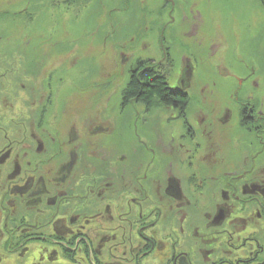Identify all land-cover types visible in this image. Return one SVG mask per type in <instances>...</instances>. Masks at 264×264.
I'll list each match as a JSON object with an SVG mask.
<instances>
[{"label": "rangeland", "instance_id": "1", "mask_svg": "<svg viewBox=\"0 0 264 264\" xmlns=\"http://www.w3.org/2000/svg\"><path fill=\"white\" fill-rule=\"evenodd\" d=\"M42 1L53 2V0ZM145 1L147 2V0ZM165 1L163 7H152L149 3H137V10L134 11L132 15H128L132 13L130 11V5L132 7V3L129 5L123 2V0H104V5H108L106 7L107 11L104 10L106 13L91 19L94 28L100 23L99 17H104L105 22L98 28V31L93 29L92 33L85 35L86 41H88L85 45V51L91 44L89 41V39H91L93 40V44H99L103 52L106 53L101 55L99 53L92 59L93 64L99 67L97 71L94 68L86 67L87 69L84 68V74H89V78L92 75H96V79L98 76H101V78L103 77L106 81H95L94 79L90 78L89 80L88 78L87 88L96 92V95L92 101L93 104L87 108L88 110L85 111V114H81V118H83L84 115L87 117L92 115L97 116L99 114L100 116L106 115L104 119L105 123L108 121L107 126L115 127L116 129H110L111 134H107L106 132L101 133L100 136L104 138V143L96 136L98 133L94 135H91L89 132L87 133L90 135L87 139L90 140L94 146V150L92 151L93 155H90L89 158H87L84 153H79L81 148L76 150L79 154L73 153L65 157L66 151L63 150L64 154L54 156V160L65 158L68 161L69 159V163L73 157H76V161H80V163H74L69 169L64 171V174H70V171L72 174L68 180H62L63 184H68L67 190L73 192V200L67 202V204L61 205L64 206V208L61 211L63 213H60L58 209L60 205L58 200L53 206L56 209L50 208L53 203L49 204L46 202L47 199H50V195L47 194L44 199V205L45 208H48L50 211L45 213V209L40 212L38 211L41 209L40 207L37 210L32 209V211L38 214H43L41 217L40 215L33 214L34 219L32 221L40 220L49 222L54 219L53 225L59 222V220H64V222L70 224L65 215L69 213L74 215L76 212L82 213L83 218L91 217L93 219L95 216H101L100 211L107 208L106 204L97 205L99 201L96 203L94 201L91 206L86 202L87 198L83 196L84 193H80L81 186L84 184V182H82L83 180L79 183V181L76 182V179L75 182L69 183L71 178L75 177V171L78 170V167L82 165L84 161H87L85 165L86 168L90 172L95 171L97 174L94 176L98 178H104L109 173L113 176L110 179L111 181L114 177H122L120 182H116L117 186H109L107 190L106 196L113 198V203L117 198L115 192L126 194L127 198L135 193L134 198H136L138 204L132 202L133 205H130V202H127L126 204L128 205L125 206L127 209L126 211H120V209L118 211V208L115 209L114 206L115 222L109 224V231L111 228H114L110 233H115L117 235L116 242L111 239L112 242L115 244L118 243V245L121 243L122 239L126 242L125 247L119 246L118 250H113L112 253H110L113 254L114 259L120 260L122 264H134L132 262L133 258L136 259V264H149L152 259L159 260L173 254L180 256L181 252L184 250L189 251V255L192 259L201 263L208 262V259H215L218 262L228 263L229 261H236L237 264H245L246 259L252 260L254 257V262L258 264L259 261L264 259V252L258 256L257 254L252 255L250 253L251 248L249 239L253 240L255 238L256 241L253 240L252 243L261 245L262 250H264V208L261 207L263 206L264 200L261 198L260 194L259 198L255 199V202L248 206L247 203L240 199L250 197L252 194H246L251 193L253 190L255 191V187L263 186L258 184L257 181L264 176V141L260 142L258 137V134L262 132L261 129L264 131V120L262 123L259 117L253 118L247 115L248 118H242L243 120L239 119L234 122L232 120V124H228L226 122V115L230 111L228 104L231 103L230 101H232V99L234 101L237 98L235 97V90L239 87V82L236 77L246 78L243 83L244 87L238 93V98L242 97L245 99L242 100V103H238L239 106H235L237 107L236 109H240L239 113H241L242 104L245 102L253 104V109L251 110L253 113L257 114L264 109V94H259L260 98L257 95L252 98V95L264 89V20L254 18L251 13V11L256 12L255 9L259 12L260 8H264L261 7L260 0H198V3H195L193 8L199 18L202 16L207 19V26L203 28L201 25L193 22V16H191L192 18L189 20L187 18L188 15H186L187 10L191 8L190 4L196 0H175V6L172 8H169V6H172L171 3L174 1ZM58 2L59 7L56 8L60 11L61 9L59 8L60 5L63 4V0H59ZM97 2V0H77L76 3V0H68L70 8L67 9V13H75V8H82L83 11L91 9V13H93V9ZM26 3L30 8L26 7ZM38 3L35 0H31V3L24 2L20 5H16L15 8H17V10L15 14L12 12L10 0H0V52H3V55H0V100L7 99L8 90H10L11 87L7 81L8 79L14 78L19 81V90L23 95L24 89L22 85L25 81H29L27 79H31L32 82L30 83H32V88H36L38 83L42 84L44 89H46L48 99L51 97L52 100L45 105L47 108L46 116L45 120L41 121V125L50 131V128L56 129L54 126L55 124H62L63 126L66 121L63 119L61 123L55 122L58 116L53 112V100L55 98L56 89L59 88L57 85L59 82H55L53 78V70L56 68L54 63H57L54 61L60 62L61 59L68 60L72 56L74 59L76 58L75 56L78 51L74 44L78 40V35L75 33L72 38L71 44L73 47L66 48L62 46L60 48L61 50H58L60 52V57L57 60H53V64L50 68L48 67L51 62L50 60H45V58L36 60L37 52L42 51V49L49 48V50H55L50 46H52L54 39H58L60 35L58 33L63 30V24H51L53 17L48 15H46L43 21L40 20V25H32L34 21L31 19L32 15L30 12H32V9L38 8ZM88 5H90V7H87ZM146 9L149 13L139 18L138 16L146 13ZM7 10H9V12H7ZM125 14L127 15L124 16ZM26 19L30 21H26ZM247 19L253 22V25H250L251 27H247ZM155 21H157V23H155ZM224 21L228 24L230 30L224 26ZM256 22H260L261 26H257ZM165 23H169V26L173 25V27H167L168 30L165 32L162 30L163 28L156 32L155 28ZM9 24L12 27H10V29L8 28L9 30H4L3 28L8 27ZM191 25L197 30L190 35L185 33V36H183L180 32L185 30V28L186 31L189 32ZM39 26L41 28H49L47 36L39 38L36 41L33 39L30 42L27 41L28 37L20 39L24 43L20 48L23 49L24 47L25 51L35 55L34 59L26 64V62L21 59V54L25 51L21 52L19 48H11L9 46L11 40L9 39L8 41L7 36L9 35L11 38L12 34L21 31L30 34L37 30ZM210 26L211 29L214 30V33L231 32V34H238L239 37H234L232 39L226 37L224 34V36L215 41L224 43L223 47H234L235 42L238 40H244L245 42L253 44L251 48L243 51V55H245L246 58L243 59L240 53L237 58L233 57L235 59L231 57L226 59L227 61L224 66L229 67L232 76L228 74L229 78L224 87L218 85L220 82L218 78H213L206 74L201 77L198 71V80H194L191 87L188 86L187 82L183 81V85L177 84L180 85L179 90H172L174 94L179 93L186 98L184 104L167 103L166 101H162L157 95L154 96L152 103L136 100L137 102L132 101L126 102L125 104L123 101V91L130 83L132 75L134 74L133 71L138 66V62L135 61V59L149 54L153 55L156 57L157 61H162L161 67L165 69L168 67L170 69V78L167 84L168 86L174 85L178 74L182 72L181 65L183 66L184 61H188L189 57L192 58L195 54H199L197 49L201 44L200 42L205 43L207 41L208 37L206 34ZM143 27L146 29L145 32H149L145 33V36L149 37L154 35V38L157 40L155 46L159 48L157 52L159 56L154 55L156 52L153 51V46L149 43V40H146L142 45L135 42L137 34L136 28L140 29ZM69 28L71 29L70 26ZM173 28L178 30L177 35L184 41V44L179 47L176 45V38L172 35L169 36ZM127 32L132 33L130 36L131 40H125L121 43L117 42L119 41L117 38L119 36L118 34L122 35L121 40H124L123 36ZM54 33L57 34L55 35ZM60 36L62 37V35ZM105 37L106 40H104ZM253 37L259 38L260 43L257 41L254 44L255 39ZM141 40H143V38ZM128 42L132 44L127 45ZM133 44L136 45L134 48L141 49L142 47L143 51L136 53L135 50L138 49H129L128 46ZM125 48H127V54L122 57V49ZM209 49L212 50V47H209ZM217 49L223 50L222 47H218ZM165 50L169 55L167 60L164 59L166 58L164 53ZM251 52H253V54H250ZM205 53H207V48L205 49ZM248 54L251 56H248ZM185 55L188 57L183 58ZM19 56L21 58L18 60ZM120 60L122 61L120 62ZM152 63L155 62L152 61L151 64ZM208 63L210 65L213 63L215 66L221 62L210 60ZM21 67H25L22 73L17 70L18 68L21 69ZM31 67L34 69V72L37 73V76L33 75L34 73ZM50 70L52 71V78L49 75ZM54 72L56 73L55 70ZM58 74L61 75L60 70ZM234 74L237 76H233ZM47 76H49V78ZM252 77L256 79H252ZM183 79L185 78H182V80ZM205 79L207 80L202 82ZM252 80L260 83L258 85L259 88H257L258 86L252 85ZM63 83H61V85ZM203 83L209 84L206 94L200 90V86H202ZM200 93H202V96H200ZM207 97L212 100L210 104L205 102ZM247 97L249 98L246 99ZM238 98L236 100L241 102ZM70 101L73 103H70L68 106L69 108H74L73 110H76L75 108L81 105L75 95ZM25 106L26 110L28 105L25 104ZM130 109L141 113L138 117V122L146 121V123H149L151 120L155 123V129L157 131L166 130L168 133L172 130L175 132V136L180 139L176 140L173 138L172 140H167L166 137L168 135L164 133L160 135L155 142V145L157 141L159 144L156 145V148H158L161 153L159 156L160 158L172 164L179 163L181 166L180 169H175L171 164L170 170L173 172L172 174L170 173L169 176L165 174V180L159 181V178L163 177L161 174L163 171L161 166L153 162L152 157L155 155L150 147H142L140 145L137 147V145L132 142L124 143L123 138L121 140V131L118 130V127L120 128L122 124L127 122L125 113H129L128 110ZM25 110L13 109L12 111H16L18 113L16 115H22ZM71 111H69V114ZM23 116L24 117L19 120L20 127H13L8 130L0 127L1 156L5 154L1 153L4 149V143L10 141L9 135H15L14 138L21 141L26 139L25 137H23V139L20 137L18 132L19 129H17L21 128V122L27 125L26 118L28 119V116ZM2 119H4V121L8 120L5 116H3ZM91 124L95 126V129L97 128L96 123L92 122ZM260 124H263V126ZM178 126H180V129L183 131H175ZM212 126L219 127L220 130L223 128L224 135L221 136V133L218 132L212 133L217 136V143L212 147H203L204 144L211 143V139H209L208 142H206V139L209 137V131H211ZM232 126H236V132ZM242 128L244 131L249 130V134L245 135ZM134 132L135 131L129 135V139L134 137L138 138L137 133ZM148 133L151 134L150 132H143V136H140L138 139H143L144 135ZM87 134L81 133L82 136L85 135L84 137H86ZM33 136L36 140L38 139V141L39 139H42V141L46 139L48 144H52V139L46 134H40L38 132L37 135L33 133ZM28 137H30L29 133ZM14 138L11 140H14ZM224 138L225 142H221ZM67 139H62L61 141L66 143ZM159 139H162L161 143ZM235 144H238V148H235ZM76 145H80V143ZM101 151L102 154L100 153ZM201 151L204 152L202 153ZM115 152L120 156V160L117 161V159H114L104 163L105 158H109L112 154H115ZM141 155H147L146 159L142 160ZM136 156H140L139 160ZM230 159H234L236 165H232V168L226 169V167L223 166H227ZM94 161L95 163H93ZM99 161L101 165H104V169L108 166L107 171L98 167L100 163L96 162ZM113 163H123L120 167L123 172L112 169ZM129 163L137 167L132 169L128 166ZM139 163H142L141 171H139L138 168L140 167ZM9 165L11 167H3V171L6 174L4 177L8 179L12 175L11 168L17 166L12 163ZM51 165L54 166V163H47V167ZM219 165H221L219 168L220 170L218 169ZM241 167H244V170H242ZM246 170H249L248 175L243 177L239 176ZM101 171L104 172L101 173ZM98 173H101V175H98ZM193 173L201 175V182L194 181L190 183L186 181L189 175ZM107 181L106 179L104 180V182ZM135 181H138L139 184H142L145 188H137L134 185ZM241 181L247 182L248 184L254 183V186L243 187L240 184L243 183ZM152 182H154V185H152ZM6 183H8V181ZM136 192H138L139 196H137ZM255 192L258 191L256 190ZM238 196L239 198L236 200L235 198ZM41 197L42 196H40V198ZM138 197H141V199L139 198L138 200ZM246 204L248 208L250 207L247 210H253V208L261 210H258V214L255 216L256 222L251 223L246 221L243 219L245 216L240 214L243 212V208H245ZM111 212L113 216L114 212ZM227 214H229L230 217L221 225L219 220ZM90 224L97 228L95 221H91ZM79 226H76L77 230L82 231ZM105 228L107 230V225ZM222 228H224L223 232L221 231ZM58 229H62V232L69 235V231H66V228L63 226H59ZM87 231L89 230H86V233ZM104 231L105 230H101L99 233ZM96 237L98 236L96 235ZM73 240L75 239L71 238V241ZM71 241H68L70 243L65 246L67 251L64 255L66 257L68 256V252H72V248H74L76 244L74 241V244H72ZM48 243L54 244L50 241H48ZM81 244L82 243H78L80 246ZM84 247L85 246H82V248ZM92 248L97 251L96 253H98L102 260L104 257L109 258L108 254L111 250L109 246L107 250L100 244L92 246ZM63 250L65 251L64 247ZM254 250L256 251V249ZM85 252V249H82V251L78 253L73 252V254H77L78 257H83L85 256ZM126 253H128V255L125 257ZM64 255H62V261L68 260L64 258ZM69 260H72V258ZM94 260L97 264V258H94ZM78 262V264H93L90 257L84 262L79 259ZM69 263L77 264V261H69Z\"/></svg>", "mask_w": 264, "mask_h": 264}, {"label": "bare ground", "instance_id": "2", "mask_svg": "<svg viewBox=\"0 0 264 264\" xmlns=\"http://www.w3.org/2000/svg\"><path fill=\"white\" fill-rule=\"evenodd\" d=\"M35 1L37 3L39 2L38 5L40 6V9H39V6H38V8L37 7L34 8V10L31 8L32 9V12H30L32 15L31 19L34 21V22L32 21L33 22L32 25H35V26L40 25L41 24V23L39 24L40 20L43 21L45 19L46 15L53 17L51 24H58V23L63 24V30L58 33V34L62 35L63 38L59 35L58 39H54L52 46H50V47H53L55 50H53V49L49 50V48L42 49V51L37 52V54H36L37 59L36 60H40L41 58L42 59L45 58V60H51L50 64L48 65V67L50 68V66H52V64H53V60H57L60 57V52L58 50H61L60 48L62 46L66 47V48L67 47H73V45L71 44L72 38L74 37L75 33L78 35V40L74 44V45H76V50L78 51L77 55L75 56L76 58L74 59V57L72 56L68 60H62L61 59L60 62L54 61L57 63H56V68L54 69L56 71V73L53 70V78L55 79V82H59V84H57L59 86V88H57L56 92H55V98L53 100L54 101L53 102V106H54L53 112H55V115L58 116V119L55 121L56 123H61V121L63 119L66 121L64 122L63 126H62V124H59V125L55 124L54 126L56 127V129L50 128V131H48V129H46V127L44 128L46 131L45 133H47L49 138L52 139L51 140L52 144H48L49 147H47V149H49L48 153H45L41 149L42 145L38 146L35 151L29 150L32 148V146L35 148L37 146V142L35 140H33L32 138L28 137V133L30 132L29 127H28V125H26V123H23L21 121H20L22 124L21 128H17V129H19V131H18L19 134L22 137H25L27 140L24 139L21 141L19 139L14 138L15 135H9L10 141H8L7 143H4V152L5 153H11L14 156L16 154V152H18L17 155H20L22 157L21 159L18 160V163H25L27 165V167H29L27 159H29V157H31L29 159V160H31V166H34L33 167L34 169L35 168L41 169V168H44L43 165H44L46 160H48V161L52 160L54 157L52 158L51 156H56L58 153L64 154V151H66V155H68V154L70 155L73 153L78 154L76 152V150H78L80 148V145H76L78 143L83 144L82 146L84 148L88 147L89 148L88 150H90L92 143L90 140L87 139L88 136H90L87 134L88 132L91 135L98 133L96 136H98L99 139L102 140L101 142L104 143L105 140H104V138H102L100 136L101 133L106 132L107 134H111L110 131L115 130L116 128L115 127L113 128L111 126H107V123H104L103 117H106V115L100 116V114H99L97 116L92 115L90 117H87L86 115H84V117L81 118V114H85V111L88 110L87 108H89V106H91L93 104L92 101L96 95V92L87 88V85H88L87 80L89 78V74L88 75L84 74V71H85L84 68L87 69L86 67H91L97 71L99 69V67L97 65L93 64L92 59L99 53H100V55L103 53H106V52H103V50L101 49L99 44H97V43L93 44V40H91V39H89L91 44L89 45V47L85 51V45H86V42H88V41H86L85 35L92 33L93 29H96V31H98L99 30L98 28H100L104 24L103 22H105V18L99 17L100 23H98L97 27L95 26V28H94V25H93V22L91 21V19L93 17H96V16H102L104 13H106V12H104V10H106V7L108 5L107 6L104 5V3H103L104 0H97L98 2L96 3L95 8L93 9L94 10L93 13H91L92 12L91 9L83 11L82 8H75V10H74L75 13H67V9L70 8V5H69L70 3H68V0H63V4H61L60 8H59V9H61L60 11L57 10V8H56V7H59V5H58L59 0H53V2H47V1H42V0H40V1L35 0ZM170 1H174L171 3L172 6H169V8H172L175 6V0H170ZM24 2L31 3V0H10L12 12H14L16 14L17 8H15V6L20 5ZM123 2H125L129 5H130V3L133 4L132 7L130 5V11L132 13L128 14V15H132L133 12L136 11L138 8L137 3H139V4L149 3L150 6L152 5V7H160V6L163 7V5L166 1L165 0H147V2H146L145 0H123ZM195 3H198V0H196L190 4L191 8L189 10H187V14H186V15H188L187 18L189 20H191V18H192L191 16H193V18H192L193 22L201 25L204 28L207 26V23H206L207 19H205V17H202V16H200V18L197 16V13L195 12V10L193 8ZM176 5H177V3H176ZM260 5L262 8H264V2L261 3ZM26 7H28L27 3H26ZM43 7H45V8H43ZM87 7H90V5H88ZM186 7H187V5H186ZM28 8H30V7H28ZM255 8H258V7H255ZM255 11L256 12L251 11L253 17L264 20V9L260 8L259 12L257 9H255ZM7 12H9V10H7ZM80 12H81V14H80ZM147 13H149L148 10L146 11L145 14H142L141 16H138V17L139 18L144 17ZM126 15L127 14H125L124 16H126ZM90 16H92V17H90ZM170 17L172 18L171 15H170ZM26 21H30V20L26 19ZM246 21L248 23V24L246 23L247 27H251L250 25H253V22L250 21L249 19H247ZM155 23H157V21H155ZM21 24H23V23H21ZM256 25L261 26V23L256 22ZM69 26L71 27V29L69 28ZM224 26H226L228 28V30H230L228 24L225 21H224ZM10 27H12V26L9 24L8 27H6V28L4 27L3 29L9 30ZM167 27H173V25L169 26V23H165V24H162V25L156 27L155 30L157 32L163 28L162 30L165 32L166 30H168ZM18 29H19V26H18ZM136 30H137V34H136V38H135L136 41L135 42L142 45L143 43H145L146 40H149V43L153 46V49H154L153 51L156 52V53H154V55H157L159 48L155 46L157 44V40L154 38V35L149 36V37L145 36V33H149L148 31L145 32L146 31L145 27L140 28V29L136 28ZM48 32H49V28H41L39 26V28L37 30H35L34 32H32L30 34H27L26 32L21 31V32H16V33L12 34L11 38L8 35L7 38H8V41H9V39L11 40L9 43V46L11 48H16V49L19 48L22 52V51H25V49H24V47H23V49L20 48L22 45H24V43L20 39L28 37V40H27L28 42L32 41L33 39H35V41H36L39 38H43L44 36H47ZM180 33L183 36H185V33L189 34L186 31V28H185V30H182ZM205 33H206V29H205ZM54 34L56 35L57 33H54ZM126 34H128V35H126ZM126 34L123 36L124 40H121L122 35L118 34L119 36L117 38L119 41H117V42L121 43L122 41H125V40H131L130 36L132 33L127 32ZM177 34H178V30L173 28L171 30V34L169 36L172 35L173 37L176 38V40H177L176 45H177V47H179V46L184 44V41ZM224 34L226 37H230L231 39L234 37H239L238 34H236V33L231 34V32L214 33V30L211 29V26L209 27L208 33L206 34L208 37L207 41L205 43L200 42L201 47L199 46V48L197 49L199 54H195V56H193L192 58L189 57L188 61H186V63H184L183 66L181 65L182 72L179 73L177 76V78L179 77V82H180V80H182V78H185L182 81L187 82L188 86L191 87V84L194 82V80H198L197 77H198V71H199V75L201 77L206 74L207 76L210 75L213 78H215V77L218 78V80L220 81L218 85L224 87L225 83L228 81L229 75L232 76V73L230 72L229 67L224 66V64L227 61L226 59L227 58L229 59V57H231V58L236 57L237 58L240 53H241V57L244 59V58H246V56L243 55V51H246L247 49H249L253 46V44H251L249 42H245L244 40H242V41L238 40L235 42L234 47H230V46L223 47L224 43L215 42V41L217 39H219L220 37L224 36ZM189 35H186V36H189ZM89 36H91V35H89ZM142 38H143V40H141ZM253 38L255 39L254 44L257 41L260 43L259 38H257V37H253ZM104 40H106V37ZM129 44H132V43L128 42L127 45H129ZM135 46L136 45L133 44V45L128 46V48L129 49H138V48H134ZM217 46L222 47L223 50L217 49L218 48ZM209 47H212V50H210ZM263 47H264V40H263ZM206 48H207V53H205ZM122 50H123V52H122V57H123L127 54V51H126L127 48L122 49ZM135 51H136V53H139L143 50L141 47V49L139 48L138 50H135ZM1 54L3 55V52H0V55ZM250 54H253V52H251ZM250 54H248V56H251ZM21 55H22V58L19 56L18 60H19V58H21L23 61L26 62V64H28V62H31L35 57L34 54H31L27 51H25L24 53L22 52ZM157 56H159V55H157ZM219 56H222V57H219ZM187 57L188 56L185 55L183 58H187ZM153 58H156V57L149 54V55H145L143 57H140L139 59H135V61H137L140 66L145 67L147 65V67H151V66H153L151 64ZM233 59H235V58H233ZM210 60L220 61L221 63H218L215 66L213 63L210 65L208 63V61H210ZM121 61L122 60H120V62ZM187 66H188V68H187ZM24 68L25 67H21V69L18 68L17 70L20 73H22ZM152 69L154 71L158 72L161 70V66L153 67ZM31 70L34 73V74L33 73L32 74L37 76V73L34 72V69L32 67H31ZM59 70L61 72V75L58 74ZM49 73H50L49 74L50 77L52 78V71L50 70ZM228 73H230L228 75V77L225 76ZM257 74H258V72H257ZM233 76H237V75L234 74ZM47 77L49 78V76H47ZM95 77H97V76L96 75L90 76V78L94 79L95 81H98V80L106 81L103 77L101 78V76H98L97 79ZM90 78H89V80H90ZM239 78L240 77H236L237 81L239 80ZM243 78L246 79L245 77H243ZM263 78H264V76H263ZM252 79H256V78L252 77ZM27 80H29V81H27V82L25 81L22 85V87L24 89V95L19 90V83H18L19 81H17V79L11 78V79L7 80L9 82V84L11 85L10 90H8V96H10V97L7 96V99H3L2 101H0V108L2 107V109H0V127L5 128L7 130L10 128H13V127H20L19 120H21L24 117L23 115L26 113L25 104L28 105L30 102L29 98H28V94H29V90H31V87H32L31 86L32 83H30L32 81H31V79H27ZM206 80L207 79L203 80L202 82H204ZM251 82L253 84H256V85H254L256 87L260 84L254 80H252ZM4 83H5V81H4ZM61 83H63V84L61 85ZM208 85H209L208 83H203L202 86H200V90L201 91L203 90L202 92L205 94L207 93L206 90H207ZM168 87L170 88L171 91L180 89L179 85H175V86L169 85ZM243 87L244 86H241V88L239 87L238 91H240ZM257 88H259V86ZM4 90H6V89H4ZM0 93H1V90H0ZM256 93L257 94L252 95V98L256 97V95L260 98L259 94H264V89H261L259 91V93L258 92H256ZM74 95H75V97L78 98L79 104H81L79 107L75 108L76 110H73L74 108H69V106H68L70 103H73L72 101H70V99ZM200 96H202V93H200ZM248 98L249 97H247L246 99H248ZM136 99L137 98H135V101H136ZM236 99L234 101L232 99V101H230L231 103L228 104V107L230 109V111L226 115V122L228 124H232L231 123L232 120L234 122V121H237V120L242 119V118L243 119L248 118V116L246 117L245 115H249L250 117H253V118L259 117L263 123L264 109H262V111L258 112L257 114L253 113L249 108V106H252L253 104H251L249 102H245V104L243 105V107L241 109V113H239L240 109H236L237 107H235V106H239L238 103H242L243 102L242 100H244L245 98H242V97L238 98V99H240L241 102L237 101ZM123 101H124V98H123ZM139 101H141V100H139ZM205 102L210 104L212 102V100L207 97ZM13 109H22V110H25V112H23L22 115H16L18 113L16 111H12ZM69 111H71L70 114H69ZM128 112L129 113H125V118H127V122L122 124V126L120 128L118 127V130L121 131V133H120L121 134V140L123 138L124 143L132 142L133 144H136L137 147L139 145L142 147H144V146L150 147L152 149L154 155H155L152 157L153 162L157 163L159 166H161L162 171L165 172V173H163L161 171L162 172L161 174L163 175V177H161L160 180H165L166 178L164 176H165V174L169 173V171H170L169 169H170V166L172 163L165 162L162 158L159 157L161 153H160L159 149L156 148L155 142L159 138L160 135L167 133L166 130L157 131L155 129V123H153L151 120L149 123H146V121L138 122V117H139V115H141L140 112H136L133 109L128 110ZM3 116L7 117L8 120L4 121V119H2ZM92 122L97 124L96 129H95V126L91 124ZM180 128L181 127L178 126L175 129V131L176 130L180 131V132L183 131ZM232 128L235 129V132H236V129H237L236 126L235 127L232 126ZM17 129H15V130H17ZM133 131H135L134 133H137L138 138L140 136H143V132H150L151 134L148 133V134L144 135L143 139H140V140L137 137L129 139L128 137ZM242 131L245 135L249 134V132H248L249 130L244 131V129L242 128ZM216 132L221 133V136L224 135L223 134L224 129L222 128L220 130V128L216 127V126L211 127V131H209V135L213 138H217V136L212 134V133H216ZM81 133L87 134L86 137H84L85 135L82 136ZM167 135H168L166 137L167 140H172L173 138L176 140H180L178 137L175 136V132H173L172 130L170 132H168ZM4 136L7 137L6 135H4ZM256 137H257V135H256ZM12 138H14V140H11ZM62 139L63 140L67 139L66 143L62 142L61 141ZM146 139H147V141H146ZM262 139H264V138H262ZM24 141H26V144H24L22 146V143ZM68 141L74 142V144H75V145H73L74 147L68 146L67 145ZM221 142H225V138L222 139ZM213 145L214 144L209 143V144H204L203 147H212ZM248 147H249V145H248ZM235 148H238V144H235ZM79 153H81V152L79 151ZM80 155L83 156L82 154H80ZM146 157H147V155H141L142 160H145ZM136 158L139 160L140 156H136ZM114 159H117V161L120 160V156L117 155L116 152H115V154H112L109 158H105V160H109V161L114 160ZM75 160H76V157H73V159H71L70 162H73ZM235 162L236 161L234 159H230L229 162L227 163L228 165L223 166V167H226V169H230V168H232V165H236ZM34 164H36V165H34ZM71 165H72V163L69 164V166H71ZM172 165L174 166L175 169L181 168L179 163H173ZM129 167H130V165H129ZM220 167H221V165H219L218 169ZM33 168H24V170L26 172H32V171H34ZM44 169L46 171H48L52 177V175H53L52 168L51 167H45ZM184 170H188V169H184ZM211 171H214V170H211ZM239 171H241V170H239ZM40 183H38V184H40ZM20 193H21V191L13 190V195H19ZM92 196L94 197L95 194H92ZM9 198H11V197H8V196L3 197L2 195H0V201H1V199L7 200ZM0 206H1V204H0Z\"/></svg>", "mask_w": 264, "mask_h": 264}, {"label": "flooded vegetation", "instance_id": "3", "mask_svg": "<svg viewBox=\"0 0 264 264\" xmlns=\"http://www.w3.org/2000/svg\"><path fill=\"white\" fill-rule=\"evenodd\" d=\"M196 30L191 25L190 31L188 33L189 34L194 33ZM164 53L166 57L164 59L167 60L169 58V55L167 54L166 50ZM152 61H154L155 63H152L153 66H151V68L162 66L161 64L162 61L160 60L157 61L156 58L152 59ZM184 63H186V61H184ZM54 66L56 67L55 63H54ZM166 68L169 69L168 67ZM168 72H169L168 76L170 78V69ZM228 74L225 76L228 77ZM238 81H239V87L241 88L245 80L243 77H240ZM178 82H179V77L176 79V83H174L173 86L183 83V81H180L181 83L180 82L178 83ZM252 85H256V84L252 83ZM238 88L235 90V96L237 95L236 96L237 98H238V93H239ZM28 98L30 102L28 104V107L26 108V113L24 115H26V117L28 116V119L26 118V121H27L29 130H30L29 136L30 138H32L33 140L37 142V146L35 148L32 146V148L29 150L35 151L38 146L42 145L41 149L45 153H48L49 149H47V147L49 146H48L47 140L43 139L42 141V139H39L38 141V139L36 140L34 138L33 133L37 135V133L39 132L40 134L47 135V133H45L46 132L44 129L45 127L41 125V121L45 120L46 110H47L45 105L46 103L50 102L52 98L50 97L48 99V96L46 95V89H44L43 85H41L40 83H38V86L36 88L31 87V90H29ZM132 101H135V98L129 101H125V104L126 102H132ZM244 104L245 103L242 104V107ZM252 106H249L250 110L253 109ZM0 109H2V107ZM104 123H105V119H104ZM106 123H108V121ZM260 125L263 126V124H260ZM260 125H257V126H260ZM261 131L262 132L258 134V137L260 139V142H263L264 139L262 138H264L263 137L264 131L262 129ZM20 137L23 138L21 135ZM209 139H211L212 144H216L218 141L216 138H213L209 135V137L206 139V142H208ZM159 140L161 143L162 139H159ZM71 143H74V142H68L67 145L74 147L73 145L75 144H71ZM24 144H26V141L22 143V146ZM82 145L83 144H80L81 153L83 152L87 156V158L90 157V155H93L92 153V151L94 150L93 145H91L90 150H88L89 149L88 147L84 148ZM156 145H159L158 141ZM201 152L203 153L204 151H201ZM1 153L2 154L5 153L4 149ZM100 153L102 154V151ZM17 154L18 152H16L14 156L11 153H5L3 156H1L0 154V172H1L0 173V195H2L3 197L5 196L11 197L7 200L1 199L0 201V204H1L0 206V264H71L69 263V261H74V260H76L78 264L79 259H81V261L84 262L86 261L88 257H90V259L92 257L97 258L96 260L97 264H122L120 260L114 259L113 254H110V253H112L113 250H118L119 246L125 247L126 242L124 239H122L119 245L118 243L116 244L114 243L116 242L117 235L115 233H110L112 230H114V228H111L109 231V224H111L112 222H115V209L118 208L117 209L118 211L119 209L120 211H126L127 209L125 208V206L128 205L126 204L127 202H130V205H133L132 202H135L136 204H138L136 198H134L135 193L131 194L130 197L127 198L126 194H123V193L119 194V192H115L117 198L114 203H113V198L106 196L109 186H113V185L117 186L116 182L118 181L120 182L122 180V177H114L113 180L111 181L110 179L113 176L111 173H109L104 178H98L97 176H94L97 174L95 173V171L90 172L86 168L85 165L87 161H84V163H82V165L78 167V170L75 171V177H72L69 183L71 184L75 182L76 179H77L76 182L79 181V183L80 181L83 180L82 182H84V184L81 186L80 193H84L83 196L87 198L86 202L90 204L91 206L94 201L95 203L99 201L97 205L106 204L107 208L100 211L101 216H95L93 217V219L91 217L83 218L82 213L76 212L74 215H71V213L65 215L66 218H68L67 221L70 222V224L64 222V220L62 221L59 220V222L53 225L54 219L50 220L49 222L40 221V220L32 221L34 219L33 214L40 215V217L43 215V214H38L32 211V209L37 210L40 207L41 209L38 210L40 212L44 211L45 209H46L45 213L50 211L48 210V208H45V205H44V199L47 194L50 195V199H47L46 202L49 204L53 203L50 208L55 210L56 208L53 206L56 204V201L58 200L60 204L58 208L59 212L63 213L61 211L64 208V206H61V205L67 204V202H70L73 200V196H72L73 192H70V190L68 191L67 190L68 184L66 185V184H63L62 182V180H68L71 177L72 173L70 171V174H67V173L64 174V171L70 168V166H68L70 163L72 164L80 163V161L75 160L69 163V159L67 161V159L65 158L60 159V160H54V159L49 160V161L46 160L43 165L44 168L47 167V163H54V166L52 165L49 166L52 168V172H53V175L51 177L49 172L46 171L44 168L34 169L33 168L34 166H31V160H29L31 157L27 159L29 167H27L25 163H18V160L21 159L22 157ZM68 156L70 155H65V157H68ZM51 157L53 158L54 156H51ZM107 161L109 160H105L104 163ZM11 163L13 165L16 164L17 166L11 168L12 175L8 179L7 177H4L6 174L3 171V167L5 168H7V166L11 167L9 165ZM93 163H95V161ZM96 163H100V161ZM122 164L123 163H113L112 169L123 172L120 169ZM129 165H130V168L132 169L137 167V166L132 165V163H129L128 166ZM139 165L140 167L138 168H139V171H141L142 163H139ZM98 167L104 169V165H101V163L99 164ZM24 168H33L34 171L26 172ZM241 169L244 170V167H241ZM105 170L106 171L108 170V166L104 169V171ZM104 171H101V173ZM170 172L172 174L173 171L170 170L169 173ZM248 172L249 170L248 171L246 170L242 172L239 176L243 177L245 175H248ZM101 173H98V175H101ZM122 174L125 175L124 173ZM201 178H202L201 175H197L196 173H193L192 175H189L186 181L190 183H193L194 181L201 182L200 181ZM105 179L108 181L104 182ZM259 179L260 180L257 181V183L260 185H263L262 187H255V191L257 190L259 193L253 190L251 191V193L246 194V195L252 194L250 197H244L245 199H240L241 201H244L245 203H247L248 206L252 205L255 202V199L259 198L260 194H261V198L264 200V189H263L264 188V176ZM7 181L8 183H6ZM159 181H161L160 178H159ZM247 182H243L240 184L243 187L254 186V183L248 184ZM134 185L139 189L145 188L142 184H139L138 181H135ZM152 185H154V182H152ZM13 190L21 191V193L19 195H13ZM92 194H95V196L93 197ZM136 194L137 196H139L138 192H136ZM40 196L42 197L40 198ZM139 198L141 199V197H138V200ZM238 198L239 196L235 199L237 200ZM122 202H125V203H122ZM247 204L245 205V208H243V212H241L240 214L245 216V218H243L244 220L249 221L251 223L256 222L255 216L256 214H258L259 209L253 208V210H247L250 208V207L249 208L247 207ZM41 206H43L44 208ZM114 206H115V209H114ZM261 207L264 208V203H263V206ZM111 211L114 212L113 216H112ZM229 217H230L229 214H227L222 219H220L219 220L220 224L221 225L224 224ZM91 221L96 222L97 228H95L93 225L90 224ZM58 223H60L61 225ZM106 225H107V230L105 228ZM59 226H63L64 228H66V231H69V235L62 232L63 231L62 229H58ZM76 226L77 227L79 226V228L81 227L82 231H78ZM86 230H89V231H87L86 233ZM101 230H105V231L99 233ZM221 231L223 232L224 228H222ZM96 235L98 237H96ZM71 238L75 239L73 241L76 244L74 248H72V252H68V256L66 257L64 255V253L67 251L65 246L70 243L68 241H71ZM111 239L115 241L112 242ZM253 240L256 241L255 238ZM253 240L249 239L250 248H251L250 253L252 255L257 254L258 256L261 253H263L264 250H262L261 245L253 244L252 243ZM48 241L53 242L54 244L48 243ZM73 241H71L72 244H74ZM78 243H82L81 246L78 245ZM98 244H100L105 250H107L108 246L111 248L108 254L110 260L108 257H104V259L102 260L100 256L98 255V253H96L97 251L94 248H92V246H96ZM82 246H85V247L82 248ZM63 247L65 251L63 250ZM82 249H85L86 251L85 256L78 257L77 254L75 255L73 254V252L78 253L79 251H82ZM254 249H256V251ZM62 255H64V258L68 260L62 261ZM126 255H128V253L125 254V257ZM70 258H72V260H69ZM254 259H255L254 257L252 258V260L246 259L245 264H257L254 262ZM207 261L208 262H202V263L197 262L195 259H192L190 257L189 251L184 250L183 252H181L180 256L177 254H173L170 256H165L164 258L159 259V260L152 259L151 263L149 264H232V263L237 264L236 261L235 262L229 261L228 263L218 262L215 259H208ZM132 262L136 264V259L133 258ZM258 264H264V259L259 261Z\"/></svg>", "mask_w": 264, "mask_h": 264}, {"label": "trees", "instance_id": "4", "mask_svg": "<svg viewBox=\"0 0 264 264\" xmlns=\"http://www.w3.org/2000/svg\"><path fill=\"white\" fill-rule=\"evenodd\" d=\"M264 0H261L263 3ZM133 71L132 79L123 92L124 101L137 98L148 103H152L157 95L162 101L184 104L186 98L182 95L174 94L168 87L169 69L161 67L160 71H154L151 67L140 66ZM247 117V115H245Z\"/></svg>", "mask_w": 264, "mask_h": 264}, {"label": "water", "instance_id": "5", "mask_svg": "<svg viewBox=\"0 0 264 264\" xmlns=\"http://www.w3.org/2000/svg\"><path fill=\"white\" fill-rule=\"evenodd\" d=\"M91 262H92L93 264H96V263H95V260H94L93 257L91 258Z\"/></svg>", "mask_w": 264, "mask_h": 264}]
</instances>
